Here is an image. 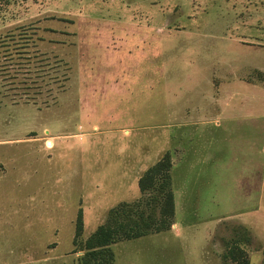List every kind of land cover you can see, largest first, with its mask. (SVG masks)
Instances as JSON below:
<instances>
[{
	"label": "rangeland",
	"instance_id": "obj_1",
	"mask_svg": "<svg viewBox=\"0 0 264 264\" xmlns=\"http://www.w3.org/2000/svg\"><path fill=\"white\" fill-rule=\"evenodd\" d=\"M21 26L29 59L0 75V264H82L110 210L157 216L137 182L167 151L174 224L112 264H236L241 228L264 264V0H0V38Z\"/></svg>",
	"mask_w": 264,
	"mask_h": 264
},
{
	"label": "trees",
	"instance_id": "obj_2",
	"mask_svg": "<svg viewBox=\"0 0 264 264\" xmlns=\"http://www.w3.org/2000/svg\"><path fill=\"white\" fill-rule=\"evenodd\" d=\"M1 1L5 7H9L20 0ZM22 28V26L16 28L17 34L14 33L15 31H10L6 33L5 38H0V75L6 73L7 78L13 77L12 81H15L14 76L16 75V70L13 68L24 65L25 62L21 61L29 59L26 47L28 41L32 38H24L28 34L27 30L21 31ZM29 28L33 29V26ZM16 36L19 38H14ZM11 69L14 71L13 74L10 73ZM172 168V155L167 151L139 177L137 182L141 194L146 192L156 193L145 203L148 206L158 205L157 216H155L153 210L155 206L145 218L143 212L136 214V218H132L133 210H124L123 204L110 210L107 221L98 226L84 242L85 254L80 259L82 264H112L115 261V256L111 251V246L116 242L136 240L151 234L170 231L174 224L175 215V196L171 188ZM82 229V211L79 210L75 222L74 235L76 238L82 234ZM241 229L238 239L230 240L227 244L224 259L236 264H249L243 242L248 243L250 238L247 231ZM262 254L264 255V247L262 248Z\"/></svg>",
	"mask_w": 264,
	"mask_h": 264
}]
</instances>
